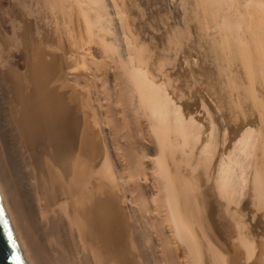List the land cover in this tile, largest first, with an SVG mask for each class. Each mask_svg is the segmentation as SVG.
<instances>
[{
    "label": "bare ground",
    "instance_id": "1",
    "mask_svg": "<svg viewBox=\"0 0 264 264\" xmlns=\"http://www.w3.org/2000/svg\"><path fill=\"white\" fill-rule=\"evenodd\" d=\"M142 3L0 0V200L21 255L264 264V227L245 229L264 225V0H172L163 26Z\"/></svg>",
    "mask_w": 264,
    "mask_h": 264
},
{
    "label": "water",
    "instance_id": "2",
    "mask_svg": "<svg viewBox=\"0 0 264 264\" xmlns=\"http://www.w3.org/2000/svg\"><path fill=\"white\" fill-rule=\"evenodd\" d=\"M0 264H27L20 252L0 200Z\"/></svg>",
    "mask_w": 264,
    "mask_h": 264
},
{
    "label": "rangeland",
    "instance_id": "3",
    "mask_svg": "<svg viewBox=\"0 0 264 264\" xmlns=\"http://www.w3.org/2000/svg\"><path fill=\"white\" fill-rule=\"evenodd\" d=\"M143 3L141 4L142 6V11L144 13H146L147 15H149L150 17H155V22H154V25L155 23L157 24V26H159L161 24V22L159 21V17H163L165 15V19L167 20L168 17H169V21H171L172 19V14H171V1L172 0H141ZM163 2V3H162ZM146 8V9H145ZM141 11V12H142ZM149 11V12H148ZM140 13V12H139ZM142 14V13H140ZM162 16H161V15ZM164 14V15H163ZM159 16V17H158ZM167 16V17H166ZM171 17V18H170ZM158 19V20H157ZM164 19V17H163ZM159 21V22H158ZM152 22V23H153ZM159 24V25H158ZM160 26H163L162 24ZM250 213V212H249ZM253 213L251 212L249 214L248 217H246L245 221H246V226L248 225L249 227L245 228L246 230H249L247 233V235L249 237H255V239H257V236H259L260 234V229L262 227H264L263 224H261V221L258 223V225L256 224L257 220H253L254 218L252 217ZM261 227V228H260ZM264 229V228H263ZM245 230V231H246ZM262 230V229H261ZM249 233V234H248ZM263 233H264V230H263ZM252 235V236H251Z\"/></svg>",
    "mask_w": 264,
    "mask_h": 264
}]
</instances>
